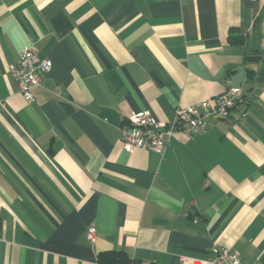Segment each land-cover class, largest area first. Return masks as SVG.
Masks as SVG:
<instances>
[{"label":"crops","instance_id":"crops-1","mask_svg":"<svg viewBox=\"0 0 264 264\" xmlns=\"http://www.w3.org/2000/svg\"><path fill=\"white\" fill-rule=\"evenodd\" d=\"M32 44L53 66L29 102L13 67ZM227 80L247 101L226 117L124 148L132 112L171 121ZM223 246L264 264V0H0V264Z\"/></svg>","mask_w":264,"mask_h":264},{"label":"built area","instance_id":"built-area-1","mask_svg":"<svg viewBox=\"0 0 264 264\" xmlns=\"http://www.w3.org/2000/svg\"><path fill=\"white\" fill-rule=\"evenodd\" d=\"M52 66L53 61L42 57L33 44L21 52L18 63L13 67V74L26 101L31 102L35 99L33 89L42 83L43 76L51 71ZM246 101L242 88L234 86L231 80H227L224 90L214 98L213 103L205 100L179 108L171 121L158 119L149 109L132 112L121 127L123 146L130 152L136 147L163 150L176 133L192 137L205 129L209 120L226 117L233 108ZM95 236V227H90L87 239L93 242ZM213 253V257L206 259L183 255L179 264H243L240 252L231 247H214Z\"/></svg>","mask_w":264,"mask_h":264},{"label":"trees","instance_id":"trees-1","mask_svg":"<svg viewBox=\"0 0 264 264\" xmlns=\"http://www.w3.org/2000/svg\"><path fill=\"white\" fill-rule=\"evenodd\" d=\"M98 264H157L155 262L145 263L143 260L131 256L126 250L110 249L100 251Z\"/></svg>","mask_w":264,"mask_h":264}]
</instances>
